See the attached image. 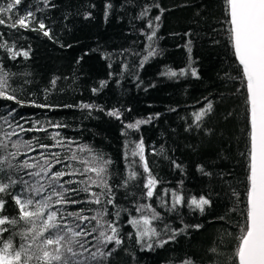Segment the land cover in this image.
Here are the masks:
<instances>
[{
	"label": "trees",
	"instance_id": "1",
	"mask_svg": "<svg viewBox=\"0 0 264 264\" xmlns=\"http://www.w3.org/2000/svg\"><path fill=\"white\" fill-rule=\"evenodd\" d=\"M250 168L230 0H0L8 264H239Z\"/></svg>",
	"mask_w": 264,
	"mask_h": 264
},
{
	"label": "water",
	"instance_id": "2",
	"mask_svg": "<svg viewBox=\"0 0 264 264\" xmlns=\"http://www.w3.org/2000/svg\"><path fill=\"white\" fill-rule=\"evenodd\" d=\"M236 58L247 81L251 121L249 228L239 264H264V0H230Z\"/></svg>",
	"mask_w": 264,
	"mask_h": 264
},
{
	"label": "rangeland",
	"instance_id": "3",
	"mask_svg": "<svg viewBox=\"0 0 264 264\" xmlns=\"http://www.w3.org/2000/svg\"><path fill=\"white\" fill-rule=\"evenodd\" d=\"M22 207H25V205L23 204ZM45 208H47V206H45ZM41 209L44 210V207L42 206ZM0 264H8V261L1 254H0Z\"/></svg>",
	"mask_w": 264,
	"mask_h": 264
}]
</instances>
